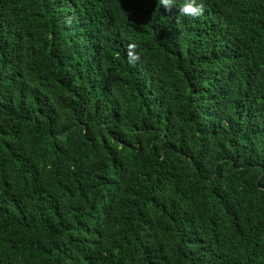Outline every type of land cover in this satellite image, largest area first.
<instances>
[{
	"label": "trees",
	"instance_id": "16d2710c",
	"mask_svg": "<svg viewBox=\"0 0 264 264\" xmlns=\"http://www.w3.org/2000/svg\"><path fill=\"white\" fill-rule=\"evenodd\" d=\"M198 2L0 0V264H264V0Z\"/></svg>",
	"mask_w": 264,
	"mask_h": 264
},
{
	"label": "clouds",
	"instance_id": "9594fccd",
	"mask_svg": "<svg viewBox=\"0 0 264 264\" xmlns=\"http://www.w3.org/2000/svg\"><path fill=\"white\" fill-rule=\"evenodd\" d=\"M158 5L164 8L169 13L172 12L173 8L178 7V15L189 17L192 19H197L204 14V6L202 3H199L198 0H183V3L177 6L176 0H157ZM136 48L135 44L129 46V62L135 63L140 59V56L133 55V49Z\"/></svg>",
	"mask_w": 264,
	"mask_h": 264
}]
</instances>
